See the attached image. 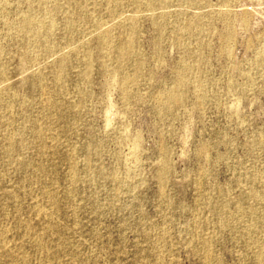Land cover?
Here are the masks:
<instances>
[{
    "label": "rangeland",
    "instance_id": "1",
    "mask_svg": "<svg viewBox=\"0 0 264 264\" xmlns=\"http://www.w3.org/2000/svg\"><path fill=\"white\" fill-rule=\"evenodd\" d=\"M0 264H264V0H0Z\"/></svg>",
    "mask_w": 264,
    "mask_h": 264
},
{
    "label": "bare ground",
    "instance_id": "2",
    "mask_svg": "<svg viewBox=\"0 0 264 264\" xmlns=\"http://www.w3.org/2000/svg\"><path fill=\"white\" fill-rule=\"evenodd\" d=\"M148 4L151 3L153 0H145ZM161 2H166L168 0H159ZM46 2V0H41V3H44ZM34 15L29 12L28 14L26 15H23L20 19V22H19V28L21 30L23 29H26V28H29L30 25L32 26L34 24ZM66 26L70 25V18L66 17ZM194 27V25H189V28H192ZM37 29H39V31L42 33L43 36L49 34V32L52 30V23H40L38 26H37ZM226 37L229 38L230 35H231V31H230V28L228 26L226 32ZM107 33H105V35H103V42H105L107 40ZM46 50L50 51L51 52V55H54L56 54L54 47H48L46 48ZM132 54V39H131V36H127L122 42H121V45L119 46V60H122L124 59L125 57H129L130 55ZM38 57H34L33 58V61H36ZM58 61H59V64L61 66H64L66 64V61L67 59L65 57H59L58 58ZM138 60L137 58L135 59V67L137 66L138 67ZM119 68V67H118ZM117 68V69H118ZM136 74V71L134 73V75ZM133 75V77H134ZM132 77V78H133ZM130 78L127 76V74H124V73H120V76H119V80L117 81V85L118 87L120 88L121 92L123 95H126L127 93V82ZM196 86L197 87H201L202 84H201V81L198 79L196 81ZM160 99H159V102L166 106V110L170 113H173L174 112V109L175 107H177L180 103V95L177 93V92H168V93H165V94H161L160 96ZM261 194V192H260ZM255 196H258V194H256Z\"/></svg>",
    "mask_w": 264,
    "mask_h": 264
}]
</instances>
